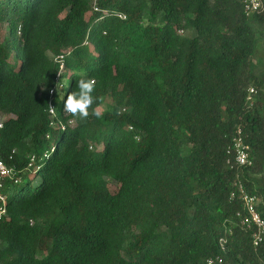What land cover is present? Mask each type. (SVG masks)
Returning <instances> with one entry per match:
<instances>
[{
  "label": "trees",
  "instance_id": "obj_1",
  "mask_svg": "<svg viewBox=\"0 0 264 264\" xmlns=\"http://www.w3.org/2000/svg\"><path fill=\"white\" fill-rule=\"evenodd\" d=\"M259 1L247 15L242 0H0V157L20 180L0 264H264L232 199L239 182L264 220ZM84 74L101 115L81 121L63 101ZM238 132L250 165L227 154Z\"/></svg>",
  "mask_w": 264,
  "mask_h": 264
},
{
  "label": "built area",
  "instance_id": "obj_2",
  "mask_svg": "<svg viewBox=\"0 0 264 264\" xmlns=\"http://www.w3.org/2000/svg\"><path fill=\"white\" fill-rule=\"evenodd\" d=\"M244 12L249 15L257 12L262 4L259 0H242ZM94 11H97V8L94 7ZM119 18H123L124 16L118 15ZM86 41L84 42V44ZM66 55L61 54L55 56L53 58L54 63L58 65V71L54 78V87L48 92V100H47V111L52 117H56V106H55V94L57 89H61L63 87V83L65 80L64 77V59ZM250 95L248 100L251 99L252 94H254L253 89L249 91ZM49 106L54 107V111L49 109ZM68 114V113H66ZM60 125L61 130H65L66 126L72 125L73 121L68 119L65 123H58ZM2 127V119H0V128ZM53 148L46 150L42 153L40 158L38 159L34 155L30 156L29 163L27 165L28 173H33L39 170L42 162L47 160L50 157ZM13 153V152H12ZM227 154L232 155L234 163L238 166L250 165V159L248 154V147L243 143L242 138L240 137V132H238L237 136L232 139L231 146L227 149ZM35 167V169H34ZM6 181H12L14 184H17L20 180L16 177V173L12 168L7 166L4 161L0 157V220L6 214V204L8 195L5 193L4 189L6 187ZM235 193L232 195V199L234 197H239L243 204L244 214L237 216L241 219V225L246 229H254L255 233L253 235V244L257 246L264 242V220L261 218L260 214L256 209L257 199L248 194L243 186L239 184V182L234 184ZM217 262H221L216 259ZM214 260H208V264H213Z\"/></svg>",
  "mask_w": 264,
  "mask_h": 264
},
{
  "label": "clouds",
  "instance_id": "obj_3",
  "mask_svg": "<svg viewBox=\"0 0 264 264\" xmlns=\"http://www.w3.org/2000/svg\"><path fill=\"white\" fill-rule=\"evenodd\" d=\"M96 83V79L94 77H88L87 74H84L77 80L75 90L69 92L63 101L64 111L73 118H78L81 121L87 120L90 114L99 117L101 113L95 111L90 113L89 111L97 100L93 96ZM49 109L54 111L55 108L49 106Z\"/></svg>",
  "mask_w": 264,
  "mask_h": 264
},
{
  "label": "rangeland",
  "instance_id": "obj_4",
  "mask_svg": "<svg viewBox=\"0 0 264 264\" xmlns=\"http://www.w3.org/2000/svg\"><path fill=\"white\" fill-rule=\"evenodd\" d=\"M258 44H259V52L260 53L261 52H264V38H263V40H260ZM255 54H257V53H255ZM11 60H13V59H11ZM258 60H260V61H263L264 60V53H261L260 54ZM10 67L11 68H14V64L12 63V65ZM67 84H68V79L66 78L65 79V85H67ZM58 136H59V133H54L53 134V136H52L53 142L57 139ZM28 176L29 177L33 176V173H30ZM29 177H27V178H29ZM38 182H39V178H36V177L32 178V180H31V183H32V185L34 187L38 185ZM110 186L112 187V186H115V185L114 184H111Z\"/></svg>",
  "mask_w": 264,
  "mask_h": 264
}]
</instances>
